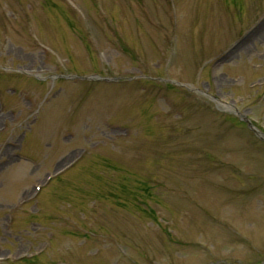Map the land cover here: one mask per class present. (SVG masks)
<instances>
[{
  "label": "rangeland",
  "instance_id": "rangeland-1",
  "mask_svg": "<svg viewBox=\"0 0 264 264\" xmlns=\"http://www.w3.org/2000/svg\"><path fill=\"white\" fill-rule=\"evenodd\" d=\"M235 110L264 135V0H0V264H264Z\"/></svg>",
  "mask_w": 264,
  "mask_h": 264
},
{
  "label": "water",
  "instance_id": "water-1",
  "mask_svg": "<svg viewBox=\"0 0 264 264\" xmlns=\"http://www.w3.org/2000/svg\"><path fill=\"white\" fill-rule=\"evenodd\" d=\"M217 106L220 108L223 107L224 105L217 102ZM233 113L236 114L242 121H244L248 125L249 129L252 130L257 136L259 137L262 136V133L257 130V128L250 122V120L245 116H243L238 110H235Z\"/></svg>",
  "mask_w": 264,
  "mask_h": 264
}]
</instances>
